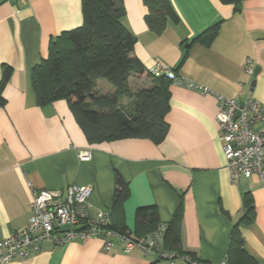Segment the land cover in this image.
<instances>
[{"label": "crops", "instance_id": "0c3cea01", "mask_svg": "<svg viewBox=\"0 0 264 264\" xmlns=\"http://www.w3.org/2000/svg\"><path fill=\"white\" fill-rule=\"evenodd\" d=\"M167 1L177 22L170 19L160 35L148 27L142 0H121L122 22L136 38L134 54L147 72L161 64L196 87H170L169 129L162 142L124 139L91 145L67 101L40 107L32 86V70L47 58L51 38L82 26V0H0V81L4 67L13 68L0 107V240L32 222L29 183L38 190L91 187L88 212L94 217L112 212L118 173L128 185V233L134 236L138 209L155 207L159 225L168 227L182 202L181 251L208 264L226 261L249 193L255 218L240 231L246 251L264 264V181L254 175L238 185L230 182L215 96H251L264 104V0H242L238 10L222 0ZM219 21V33L209 45L193 42ZM248 59L256 75L246 74ZM85 151L91 158L82 161L79 155ZM6 264L167 263L139 249L125 253L119 239L106 249L104 240L95 238L58 247L46 241L38 254Z\"/></svg>", "mask_w": 264, "mask_h": 264}, {"label": "trees", "instance_id": "16d2710c", "mask_svg": "<svg viewBox=\"0 0 264 264\" xmlns=\"http://www.w3.org/2000/svg\"><path fill=\"white\" fill-rule=\"evenodd\" d=\"M142 1L148 10L147 25L155 34H162L170 19L177 22L167 0ZM222 1L238 10L242 0ZM82 15L81 27L51 38L47 58L32 70V86L38 106L66 100L91 145L124 139L162 142L169 129L166 115L170 111L173 80L166 74L147 72L135 56L136 38L122 22L125 10L121 0H82ZM221 24L222 21L213 24L194 37L193 42L209 45L219 33ZM12 73V67H4L0 81V107L5 104L2 92ZM135 76L145 77L149 86L133 91L129 81ZM101 81L112 86L111 94L97 89ZM125 99L128 100L126 105L123 103ZM128 196V185L117 173L111 221L106 228L136 241L157 230L158 212L155 207L138 209L134 236H131L124 213ZM244 208L245 213L231 235L226 264H258L246 251L240 231L241 226L250 225L255 218L254 202L249 193L244 195ZM182 211L180 202L167 227L164 248L186 254L181 251Z\"/></svg>", "mask_w": 264, "mask_h": 264}, {"label": "built area", "instance_id": "2783aa9c", "mask_svg": "<svg viewBox=\"0 0 264 264\" xmlns=\"http://www.w3.org/2000/svg\"><path fill=\"white\" fill-rule=\"evenodd\" d=\"M150 71L155 75L166 74L175 84L196 87L193 83L182 82L172 70L161 64ZM245 72L248 76L254 75L250 59L246 61ZM202 90L210 92L207 88ZM215 96L219 104L216 123L230 182L238 185L254 175L264 181V104L251 96L245 100ZM79 158L90 160V152L80 153ZM29 186L33 194V220L25 229L0 240V264L32 257L41 251L46 241L58 247L72 241L85 242L95 238L104 240L106 249H111L114 239H119L124 243L125 253L139 249L154 254L167 264H208L164 248L165 225H159L154 233L136 241L107 229L111 221L110 212L99 211L94 217L88 212V200L92 194L89 186L71 185L65 191L38 190L31 183Z\"/></svg>", "mask_w": 264, "mask_h": 264}, {"label": "rangeland", "instance_id": "374dc122", "mask_svg": "<svg viewBox=\"0 0 264 264\" xmlns=\"http://www.w3.org/2000/svg\"><path fill=\"white\" fill-rule=\"evenodd\" d=\"M149 81L145 78V77H137L135 76L134 78L130 79L129 84L130 87L133 91L141 89V88H146L149 86ZM104 85V86H103ZM97 89L104 93V94H111L113 91V88L110 84H108L107 82H99L97 84ZM124 105H126L128 103V100H123Z\"/></svg>", "mask_w": 264, "mask_h": 264}, {"label": "water", "instance_id": "95a60500", "mask_svg": "<svg viewBox=\"0 0 264 264\" xmlns=\"http://www.w3.org/2000/svg\"><path fill=\"white\" fill-rule=\"evenodd\" d=\"M117 4V6H121V3H116ZM257 71H258V69L256 70V72H255V74L254 75H256L257 74ZM254 82L252 83V86L254 87ZM65 229H69V228H63L62 230H65Z\"/></svg>", "mask_w": 264, "mask_h": 264}]
</instances>
